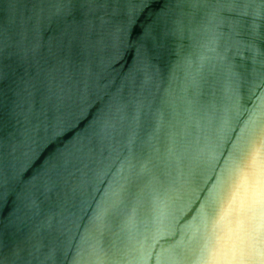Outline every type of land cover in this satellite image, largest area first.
Returning <instances> with one entry per match:
<instances>
[{"label": "snow or ice", "instance_id": "snow-or-ice-1", "mask_svg": "<svg viewBox=\"0 0 264 264\" xmlns=\"http://www.w3.org/2000/svg\"><path fill=\"white\" fill-rule=\"evenodd\" d=\"M96 2L0 0V4L8 6L7 17L0 16V84L9 76L6 61L27 66V78H22L24 87L16 102L18 108H26L34 115L37 106L43 112L64 101L68 76L65 66L71 58L64 53L63 41L58 50L49 46L45 54V26L51 28L66 21L75 16L80 6ZM22 3L24 11H20ZM108 4L131 20L138 10L147 8L148 0H108ZM201 20L200 27L208 39L205 47L207 52L214 53L212 56L201 54L202 71L227 59L218 51V42L225 35L231 39L232 34L239 36L242 30L250 35L259 30L264 35V0H175V10L158 16L145 39L158 37L163 32L174 40H184L192 24ZM123 31L111 34L110 46L116 54L123 41ZM86 42L93 48L106 45L94 22L87 29ZM156 47H159L158 38ZM152 55L153 50L138 44L139 62L150 61ZM184 64L189 74L182 93L163 99L153 109L133 89L131 98L114 97L108 118L94 127L95 138L102 143L124 137L137 160L129 186L114 193L110 207L98 211L92 221L93 233L102 235L110 218L119 219L121 232L128 237V242L114 251L90 244L76 253L73 264H105L106 261L148 264L151 260L169 264L174 259L173 250L161 246L157 251L155 242L164 234H178L183 217L177 219V216L181 207L189 203L186 191L199 187L197 178L203 176L207 178L203 179L204 187L199 188L195 201L201 205L200 217L206 224L215 221L218 211L227 204L229 226L219 242L211 243L201 258L213 264H264V97L260 104L247 109L242 97L244 84L230 74L227 104L221 114L215 103L204 98L203 77L200 72L191 71L193 61L185 57ZM127 79L135 85L137 77L130 73ZM261 89H264V67L252 81L250 90L255 96ZM242 115L247 117L243 121ZM172 168L180 169L182 175L187 169L184 185L178 187L164 181L163 173ZM16 175L11 180L0 177V202L11 195ZM59 179L58 172L54 177L46 170L26 186V195L7 222L0 219V235L22 231V226L33 222L24 238L14 246L5 250L0 243V264H57L61 248L45 238L55 217L42 216L40 197L51 192ZM145 194L150 197V211L142 219L139 209L144 206ZM188 211L194 209L189 207Z\"/></svg>", "mask_w": 264, "mask_h": 264}, {"label": "water", "instance_id": "water-1", "mask_svg": "<svg viewBox=\"0 0 264 264\" xmlns=\"http://www.w3.org/2000/svg\"><path fill=\"white\" fill-rule=\"evenodd\" d=\"M27 7L31 9L30 4ZM24 8L22 3L20 11ZM174 10L175 0H148L147 8L138 10L130 20L123 12L117 13L109 6L108 0H97L94 5L80 6L74 17L51 28L45 26V54H48L49 46L58 50L63 41L64 53L70 56L71 62L65 66L68 76L64 101L43 112L37 106L34 115L26 108H18L16 103L24 87L23 79L27 78V66L5 62L9 76L0 84V177L11 180L17 173L19 175L12 184L11 195L0 202V219L7 222L26 195L25 189L30 182L46 170L54 177L58 172L61 179L53 185L51 192L40 197L42 216L55 217L45 238L48 243L58 244L61 248L57 264H73L76 253L90 244L114 251L128 242L117 218H110L102 235L92 231L96 213L106 211L114 193L129 186V180L134 177V166H137L124 137L117 136L108 143L95 138L93 129L108 118L114 97L131 98L134 89L153 109L159 107L163 99L176 96L185 89L189 74L185 57L193 61L191 71L200 72L203 77L204 98L215 103L221 114L227 104L230 74L244 84L242 97L247 109L260 104L264 97V89L255 96L250 90L252 81L264 67V35L259 30L255 35L242 30L239 36L232 34L231 39L228 35L222 37L218 51L227 59L201 71V54L214 55L205 47L208 39L200 27L202 20L192 24L184 40H174L163 32L158 37L145 39L157 17ZM7 13V4H0V16L6 18ZM93 22L104 36L106 45L103 47L93 48L86 42L87 29ZM121 29L124 30L123 41L116 54L110 46L111 34ZM138 44L153 50L150 61H138ZM130 73L137 77L135 85L127 79ZM246 118L242 115L240 119ZM240 126L243 127L242 122ZM187 176V169L183 175L178 168L163 173L166 183H175L178 187L184 185ZM206 178L198 177L199 187L187 189L189 203L181 207L177 216V219L183 217L178 234H164L155 242L157 251L161 246L173 250L174 259L169 264H213L211 260L202 259V254L211 243H218L228 230L227 204L218 211L215 221L206 224L200 217L201 205L195 201ZM189 207L194 211L189 212ZM149 211L150 197L145 194L144 206L139 209L141 218H146ZM32 224L29 221L22 226V231H7L0 235L5 250L20 242ZM148 264H157V261L151 260Z\"/></svg>", "mask_w": 264, "mask_h": 264}]
</instances>
